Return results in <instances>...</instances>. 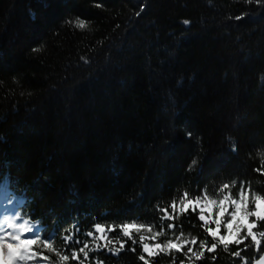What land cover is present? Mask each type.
<instances>
[{
	"label": "trees",
	"instance_id": "16d2710c",
	"mask_svg": "<svg viewBox=\"0 0 264 264\" xmlns=\"http://www.w3.org/2000/svg\"><path fill=\"white\" fill-rule=\"evenodd\" d=\"M261 153L264 0H0V194L22 199L20 213L42 236L56 234L64 254L91 243L97 222L163 224V242L172 221L159 220L157 206L185 190L214 194L235 181L237 196L243 181L264 195ZM202 223L189 211L175 233L211 242ZM245 244L253 264L264 242L260 252ZM132 247L90 252L89 262L143 264L139 242ZM236 250L219 247L196 264H242ZM173 258L185 259L160 254L151 264Z\"/></svg>",
	"mask_w": 264,
	"mask_h": 264
},
{
	"label": "snow or ice",
	"instance_id": "6c2138e0",
	"mask_svg": "<svg viewBox=\"0 0 264 264\" xmlns=\"http://www.w3.org/2000/svg\"><path fill=\"white\" fill-rule=\"evenodd\" d=\"M247 2L251 3L252 0H247ZM256 2L260 3V0H256ZM142 11L143 6H141L140 12H136L135 15L140 16ZM241 18L240 16L236 17V19ZM68 23L73 24V21L70 20ZM183 23L188 25L191 21L184 20ZM74 27L84 30L88 27V22L77 17ZM188 136L191 137V133H188ZM232 150H236L235 145ZM197 163V158H193L189 170ZM255 171L264 174V162H262L261 168H257ZM3 181L4 178L0 177V182L3 183ZM234 186L235 181L231 184L224 183L214 194H209L205 189L194 196H190L189 192L185 190L179 200L172 199L167 207L157 206L160 213L158 219L172 221L167 224V230L172 231V236L163 242H158L159 237L167 235L163 224H161L160 230L156 231L154 225L136 223L135 221L132 223L120 222L108 227L97 222L93 230L86 233V236L91 238V243L86 240L78 250L73 247L70 250V255L64 254L54 247L53 241L56 234L42 236L43 229L40 222L32 221L30 218H26V214L20 213L19 209L23 207L24 202L22 199L16 198L11 210H5L6 213L11 211V214L0 218V264H68L70 259L75 260L77 264H86L89 262L90 252L107 250L113 255H118L125 249L129 240L133 245L129 249L132 252L136 251L135 245L139 242L142 252L137 258L143 264H151V258L160 254L172 255L174 252L184 255L185 259L181 260L180 264H196V261L205 257V252L215 253L219 247L228 252L231 245L237 246V250L231 255L240 258L242 264H248L247 257L242 256V252L249 246L245 242L251 240V246L256 252H260L262 242H264V230H260V224L264 223V195L253 193L250 185L246 187L241 181L237 196H233L231 188ZM229 208L232 210L229 211ZM214 209L216 210L215 219L212 216ZM189 211L198 213V220L203 222L201 227L211 237V242L207 239L198 241L196 237L189 238L183 231L179 235L175 233L177 227L175 220L178 216L185 215ZM213 223L215 227L210 226ZM222 227L226 230L225 234H221ZM117 228L120 238H110L109 233L116 231ZM73 235L61 234L65 246L72 243ZM147 241H153V243ZM75 243L80 244L81 242L77 239ZM198 243L199 248L197 249ZM242 244L245 245L244 248L239 247ZM45 252L55 254L57 259L52 261L49 255H45ZM81 254L83 259L80 258ZM212 259L215 260L216 257L213 256ZM89 264H103V261L96 259ZM172 264H176L175 258H173ZM254 264H264V254L254 260Z\"/></svg>",
	"mask_w": 264,
	"mask_h": 264
},
{
	"label": "bare ground",
	"instance_id": "6f19581e",
	"mask_svg": "<svg viewBox=\"0 0 264 264\" xmlns=\"http://www.w3.org/2000/svg\"><path fill=\"white\" fill-rule=\"evenodd\" d=\"M12 208V204L9 203V202H6L4 200H0V218H3L4 215H10L11 214V211L9 212H5L6 209H9L11 210Z\"/></svg>",
	"mask_w": 264,
	"mask_h": 264
},
{
	"label": "rangeland",
	"instance_id": "374dc122",
	"mask_svg": "<svg viewBox=\"0 0 264 264\" xmlns=\"http://www.w3.org/2000/svg\"><path fill=\"white\" fill-rule=\"evenodd\" d=\"M0 200H4V201H9V193L7 192V193H3L1 196H0ZM11 204H12V206H13V204H14V201H12V202H10ZM232 209L231 208H229V211H231ZM215 212H216V210L214 209L213 210V213H212V216H213V219H215ZM213 225H214V223H213ZM215 226V225H214ZM222 230H224L225 232H226V230L222 227L221 228V231ZM222 234V233H221Z\"/></svg>",
	"mask_w": 264,
	"mask_h": 264
},
{
	"label": "water",
	"instance_id": "95a60500",
	"mask_svg": "<svg viewBox=\"0 0 264 264\" xmlns=\"http://www.w3.org/2000/svg\"><path fill=\"white\" fill-rule=\"evenodd\" d=\"M254 264V263H253Z\"/></svg>",
	"mask_w": 264,
	"mask_h": 264
}]
</instances>
